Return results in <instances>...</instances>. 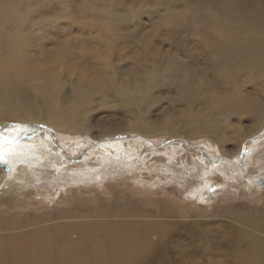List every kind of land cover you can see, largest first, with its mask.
<instances>
[{"label": "rangeland", "instance_id": "rangeland-1", "mask_svg": "<svg viewBox=\"0 0 264 264\" xmlns=\"http://www.w3.org/2000/svg\"><path fill=\"white\" fill-rule=\"evenodd\" d=\"M230 1L238 3V14L232 7V16L241 26L248 14L247 3L264 8L253 0ZM61 4L65 3L45 1L41 15L29 13L47 26L33 25L28 14L31 21L23 25V34L31 43L34 37L30 39L29 31H35L39 48L32 52L25 40L8 38L9 42H3L5 49L11 52L18 45L24 52L17 58L0 57V67L12 71L23 65L22 88L36 83V68L41 69L39 81H48L57 72L64 81L57 101L61 108L75 95L73 87L94 75L121 91L113 90L107 99L99 93L93 96L86 111L76 115L81 126L74 133L59 132L48 123L40 96L35 106L38 114H34L42 121L0 110V122L17 119L16 124L28 126L56 146L62 157H58L60 163L48 166L49 175L37 165L29 180L10 185L7 191L2 189L3 182L17 173L18 163L6 164L11 171L0 165L1 197L19 205L10 209L13 218H0V222L31 220L29 227L5 235L22 233L47 247L40 252L33 241L14 243L16 248L4 252L11 251L10 257L3 258L18 264H85L82 257L93 254L94 247L90 241L86 247L77 245L74 229L88 222L111 226V238H90L108 244L103 255L111 264L121 259L120 254L125 264H264V187L250 183L251 177L264 174V116L257 121L251 109L237 111L239 118L227 116L228 107L222 103L235 101L241 94L264 109V72L256 78L242 76L247 81H242L240 90L225 83L210 66L223 67L217 52L213 51L214 63L203 62L200 55L201 47L215 48V41L203 33L199 39L192 38L191 20L185 22L178 13L190 6L188 0ZM63 6L66 10L60 9ZM221 12L218 9L216 15ZM249 21L260 22L256 28L264 30L262 14ZM215 29L222 31L223 26L214 25ZM256 36L258 48L264 49V34ZM10 62L19 64L12 67ZM168 65L188 71L186 79L193 91L189 101L179 83L171 82ZM205 82L213 87L204 89ZM126 87L131 97H140L135 104L125 103ZM146 93L149 98L144 101L141 97ZM35 100L31 98L33 104ZM115 141L133 144H126L124 152L98 150ZM61 223H65L63 229ZM67 230L73 234L66 237ZM38 236L44 239L39 241Z\"/></svg>", "mask_w": 264, "mask_h": 264}, {"label": "bare ground", "instance_id": "bare-ground-1", "mask_svg": "<svg viewBox=\"0 0 264 264\" xmlns=\"http://www.w3.org/2000/svg\"><path fill=\"white\" fill-rule=\"evenodd\" d=\"M45 1L51 2L52 0H0V57H5L6 54H9L10 57L16 58L23 55L24 49H21L18 45H15L14 48L11 49V52H9L8 49L4 48L5 43L9 42L7 40L8 38L16 42L25 40L28 43L27 36L23 34L25 32V30H23V25L27 23L26 21H29L30 24L31 18L30 20L28 18V14L30 12L32 14L41 15L43 9L41 5ZM75 1L76 0H62V2L65 4L61 5H74ZM263 1L253 0L255 5H260L261 3H263L264 5ZM188 3L190 4V6H184L179 10L178 13L182 16L185 22L188 19L191 20L190 25L192 26L191 28L194 32V34L190 35L192 36V38L195 37L196 39H199L200 34L203 33L205 34V36L215 41V48L201 47L200 55L203 62L211 63L213 62V51L217 52L219 62L223 65V67L214 62V65L210 66L213 68V71H216L222 76V79H225V83L231 84V87L235 90H240L239 87L244 85L242 81H247L244 78L242 79V76L246 75V77L256 78L261 72H264V49L258 48L257 42L259 41V37L256 36L264 34V30L256 28L260 22L250 23L249 21V18H256L257 15L260 14H262V16L264 17V8L260 6L251 7L250 3H247L246 7L248 10V14L246 16L244 24L241 26L232 16V7H235V13L238 14V12L236 11V6L238 5L237 2L230 0H188ZM64 6L60 9L66 10ZM47 7L48 6H46V8ZM218 9L222 11L219 16L216 15ZM31 16L32 15H30V17ZM35 18L37 17L35 16ZM35 20L36 19H34V21H31L33 25L37 24L39 27H42L45 24V26L48 25L44 20H41V22ZM229 23L230 27H228ZM214 25L216 27L218 25H222L223 30H213ZM29 26L31 25H28V27ZM29 33H32L30 39L33 36L34 40H31V43H28V46L31 47H27L30 51L34 52L35 50H37V48H39L40 44L39 42H36L38 34L33 30L29 31ZM242 35L243 37H240ZM57 52L58 54L60 53V48L57 49ZM190 53L191 51H189L186 56H189ZM61 61H63L62 57ZM18 64L19 63L16 62H10V65L12 67H15ZM173 66H167L169 72H171V82H174L173 85L179 83V87L183 93L182 96L186 97V101H189L191 97L189 93L192 91L190 86L192 85L189 80L186 79L188 71H184V66L178 68H175ZM58 67H60V64H57V68ZM23 72V65L21 67L14 68L12 71H5L2 67H0V110L6 109V113L12 114L15 117H17L18 114L23 117L25 115L24 118H27L30 121H42L41 117L37 115L38 112H35V106H39L37 98L38 96H40L43 112H46V116H48V123H50L59 132L64 131L65 133H74V131L80 129L79 127L81 126V124H79L76 115L78 113L86 111L87 104L91 102L92 97L96 96L97 93H99L101 98L107 99L109 94H114L113 90L121 91V88L109 87L110 85L106 84V81L101 80V78L100 81L97 80L98 77L94 75L95 77L92 76L90 77V79H86V81H83V84L81 86L73 87V92L75 95L71 98L72 100L68 102V105L66 107L61 108L59 105H57L60 89L64 86V81L61 75L56 74V72L50 80L39 81L40 78L38 75L41 72V69L36 68L33 72V79L37 78V80L35 79L36 83L30 84L29 87L26 86V89V87L22 88L23 82L26 79L22 76ZM198 73L200 75V71H198ZM249 79L250 78H248V80ZM262 81H264V78ZM254 86L257 87V85ZM208 87H213V84L211 82H205L204 89H208ZM74 88L77 92H75ZM28 89H31L33 92L30 90L28 91ZM130 91L131 89L126 87L125 94L127 92L128 94L127 96L125 95V103H130L133 101L131 104H135L137 101H139L140 97H131L129 95ZM33 94L34 96H32ZM143 94H145V91ZM147 97L148 94L146 93V95L141 98H143L145 101ZM31 98L36 99L35 104L31 102ZM222 103L228 107L226 112L227 116L228 114H231L236 118H239V114L237 113V111H241V109H251V111L255 112L257 121L261 120V118L264 116V109L260 106V102L250 101L247 97L241 94L235 101L223 100ZM26 104L30 105L29 108L24 106ZM56 107H58L59 109H57ZM17 121V119L8 121L3 120L0 122V126L14 123L16 124ZM22 132L23 131L18 128H5L3 130L4 139L2 142H0V151H3L4 153L3 158L7 161V164L11 163L12 166L15 163H18V167L16 169L17 173H13L3 182L4 187L2 189L5 191H7L9 187H11L10 185L21 184L24 183L25 180H29L28 177L34 174L33 171L34 168L37 167V165L40 167V171L42 173L49 175L51 170L50 168H48V166L51 165L52 162L60 163L59 158L61 156L59 157V152L56 153L58 148L56 146L51 147L50 142H45L44 140L40 139L38 137V134H34L35 136H29L26 141L13 143V141H15ZM41 137H43L42 133ZM130 143H132V141L125 144L122 143V141L121 143L119 141L106 142L105 144L99 146L98 150H103L108 153L124 152V146H126V144L129 145ZM12 166L8 168L9 171H11ZM253 177L250 178V183H253ZM248 181L249 180H247V182ZM1 195L2 194H0V218H6L8 216L12 217L10 214H12L13 212H11L10 209L16 208L19 205L13 199H3ZM18 199L19 198H17V200ZM30 222L31 220L29 219L24 220L20 223L12 219H5L2 223L0 222V232L6 230L5 232H3V235H0V264H18L16 262H13L15 261L13 258H10L9 260L3 258V255H5L7 258L10 257L11 251H7L6 253L4 252L11 247L13 248L14 243L22 245L26 244L27 241H33L32 244L34 246H37V249L40 252H46L47 247L45 245V242H35L33 238L25 236L20 232L19 233L21 234V236H18L17 233L13 236L5 235V233H8V231H13L17 228L23 229L25 227H29ZM64 226L65 223L60 224V227L62 229ZM74 231L76 232L75 237L79 238V241L76 243L77 245L86 247L90 241L92 247H94L93 254L82 257L81 262H84L85 264H98L99 262L101 264L112 263L103 255V253L106 252V247L108 246V244H103L99 241L92 242V240L90 239L93 235L100 236L102 238H111L112 236L110 234H113L111 226L105 225V223L90 225L88 222H81L77 224V229H74ZM72 232H65L66 237L68 235H71ZM126 234H129V232L127 231ZM129 237L134 240V242H137V237L135 236V234H131ZM38 239L40 241L44 238L38 236ZM111 245L114 246L115 244L111 243ZM16 247L17 246H14V248ZM73 254L75 255V253ZM30 256L33 257L32 255ZM120 257L121 259H119L120 261H122L121 254ZM119 259L117 260L116 264H119ZM124 260H128L127 256L124 257ZM122 262L124 263V261Z\"/></svg>", "mask_w": 264, "mask_h": 264}, {"label": "snow or ice", "instance_id": "snow-or-ice-1", "mask_svg": "<svg viewBox=\"0 0 264 264\" xmlns=\"http://www.w3.org/2000/svg\"><path fill=\"white\" fill-rule=\"evenodd\" d=\"M20 127H24L25 128V131H23L22 133H20V135L17 137V139L15 141H13V143H18L21 140H23L25 137L29 136L30 134L31 135H34L35 134L34 130H32V131H29L28 130V126H22V125H19V124H9V125H5V126H0V142H2L3 139H4V137H3V130L5 128H20ZM39 127L40 128H43V125H40ZM9 151H10V149H9ZM3 157H4L3 151H0V164H4L6 166L7 161L4 160Z\"/></svg>", "mask_w": 264, "mask_h": 264}, {"label": "water", "instance_id": "water-1", "mask_svg": "<svg viewBox=\"0 0 264 264\" xmlns=\"http://www.w3.org/2000/svg\"><path fill=\"white\" fill-rule=\"evenodd\" d=\"M2 166L4 167V169L7 170V166H5L4 164H2ZM252 182L255 184H260L261 186L264 187V174H258L256 176H254L252 178Z\"/></svg>", "mask_w": 264, "mask_h": 264}]
</instances>
